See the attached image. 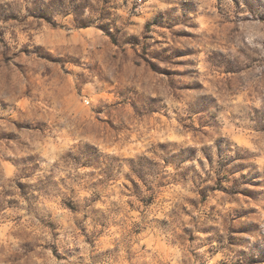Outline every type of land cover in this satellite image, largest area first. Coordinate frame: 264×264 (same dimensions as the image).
<instances>
[{"label":"rangeland","instance_id":"obj_1","mask_svg":"<svg viewBox=\"0 0 264 264\" xmlns=\"http://www.w3.org/2000/svg\"><path fill=\"white\" fill-rule=\"evenodd\" d=\"M0 264H264V0H0Z\"/></svg>","mask_w":264,"mask_h":264}]
</instances>
